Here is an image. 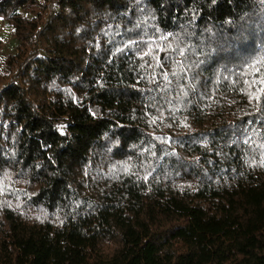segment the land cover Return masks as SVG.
<instances>
[{"label": "trees", "instance_id": "1", "mask_svg": "<svg viewBox=\"0 0 264 264\" xmlns=\"http://www.w3.org/2000/svg\"><path fill=\"white\" fill-rule=\"evenodd\" d=\"M0 19V264H264V0Z\"/></svg>", "mask_w": 264, "mask_h": 264}, {"label": "rangeland", "instance_id": "2", "mask_svg": "<svg viewBox=\"0 0 264 264\" xmlns=\"http://www.w3.org/2000/svg\"><path fill=\"white\" fill-rule=\"evenodd\" d=\"M0 40L5 42V47L0 49V71L6 72L4 61L7 55L14 51V44L10 39V30L4 24H0Z\"/></svg>", "mask_w": 264, "mask_h": 264}, {"label": "snow or ice", "instance_id": "3", "mask_svg": "<svg viewBox=\"0 0 264 264\" xmlns=\"http://www.w3.org/2000/svg\"><path fill=\"white\" fill-rule=\"evenodd\" d=\"M180 55H184V52H183V50H181V51H180ZM201 62H202V61H201Z\"/></svg>", "mask_w": 264, "mask_h": 264}, {"label": "crops", "instance_id": "4", "mask_svg": "<svg viewBox=\"0 0 264 264\" xmlns=\"http://www.w3.org/2000/svg\"><path fill=\"white\" fill-rule=\"evenodd\" d=\"M0 24H2V21H1V19H0Z\"/></svg>", "mask_w": 264, "mask_h": 264}]
</instances>
